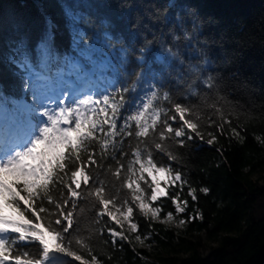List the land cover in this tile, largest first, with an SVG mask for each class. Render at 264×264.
<instances>
[{
  "label": "trees",
  "instance_id": "trees-1",
  "mask_svg": "<svg viewBox=\"0 0 264 264\" xmlns=\"http://www.w3.org/2000/svg\"><path fill=\"white\" fill-rule=\"evenodd\" d=\"M66 7L81 14L86 41H98L100 49L110 45L106 52L110 56L115 54L114 67L103 74L99 71L92 74L88 88L96 93L105 89L110 92L111 82L117 81L115 87L128 88L125 96L135 101L144 96L150 83L157 93L153 107L163 110L161 120L164 111L172 115L174 103H180L189 109L186 118L199 122L203 140H187L186 146L178 142L182 138L161 140L159 121L156 130L150 128L148 137L115 139L122 141L123 150L128 153L121 158L125 164L134 159L132 151L137 147L142 157L146 159V150H150L160 163H168L167 152L179 157L172 166L187 180L180 198L188 201L180 215L199 213V217L194 216L188 223L185 232L203 230L216 244L205 254V245L197 235L194 239L177 235L172 227L145 217L138 210L134 220L139 229L132 232L115 225L107 215L98 216L100 209L94 197L81 198L75 208L71 204L67 206L73 212V224L64 239L71 240V250L82 260L71 257L62 259L63 264H144L141 253L147 252L133 245L132 238L137 235L160 247L162 253L155 264H264V0H0V84L4 86L0 90V107L5 109L0 122L5 123L13 111L25 115L18 107L19 99L34 102L31 91L24 87L30 74L8 59L15 47L11 42L18 37L24 39L27 47L36 46L34 59L29 55L33 73L30 82L46 85L49 80L63 81V86L70 88L68 78L81 84L89 75L81 76L74 68L81 59L74 42V27L65 14ZM49 19L56 25L50 43L51 59L38 47L46 41L37 39L46 31ZM146 41L151 42L145 56L152 74H146V65L139 59ZM121 49H124L122 55ZM157 56L160 61L155 60ZM102 58L98 53L97 59ZM43 90L47 94V88ZM76 96L83 98L86 94L82 91ZM147 99L145 96V102ZM149 114L146 112V117ZM88 115L93 120L104 119L103 113ZM169 123L177 128L182 122ZM117 124L119 127V119ZM104 128L107 130L108 126ZM211 136L215 140L209 145L207 140ZM155 143L163 144L166 153L155 150ZM93 148L98 163L86 171L98 174L105 183L106 193L118 205L130 200V190L124 186L128 173L122 172L117 178L116 162L109 158L101 161L99 144L89 151ZM87 155L82 152L78 164H87ZM76 166L70 168L74 170ZM255 172L260 173L255 175ZM13 180L16 177H9V182ZM17 187H22V183L18 182ZM57 188L60 186L51 188L50 194L61 203L67 191L63 189L62 196ZM204 188L208 189L207 193ZM190 189L196 190L195 201L188 194ZM40 204L51 213H41L39 223L44 227L51 225L49 238L55 246L58 241L51 229L59 230L67 221L56 225L55 219L62 217L58 216L55 204L44 199L34 206ZM155 206L163 209L160 217L168 212L176 213L170 199L162 198ZM19 207L24 208L22 202ZM109 207L113 212L117 210ZM25 215L34 219L30 211ZM110 227L123 230L127 240L117 239L113 244ZM6 235L11 239L14 234ZM77 240L82 243L77 244ZM24 251L31 254L30 258H36L40 246L12 245L6 264H15L14 256L23 257ZM93 256L96 261L92 260Z\"/></svg>",
  "mask_w": 264,
  "mask_h": 264
},
{
  "label": "snow or ice",
  "instance_id": "snow-or-ice-1",
  "mask_svg": "<svg viewBox=\"0 0 264 264\" xmlns=\"http://www.w3.org/2000/svg\"><path fill=\"white\" fill-rule=\"evenodd\" d=\"M65 14L74 27V42L81 59L80 63L74 64V68L81 76H87L99 71L101 74L108 68L114 67L113 54L110 56L105 49L110 45H105L104 49L97 47V42L86 41V26L81 24V14L71 8H65ZM18 29L21 25L18 24ZM56 25L48 20L47 29L37 39L46 41L38 45L41 52L47 59L52 58L50 43L55 35ZM107 35V34H105ZM11 43L15 44L12 48V55L8 57L11 64L18 68H23L29 73V78L25 81L24 87L31 91L33 103L27 105V115H21L15 111L10 114V121L5 124L0 122V264H6L9 260V248L12 245L38 244L40 252L36 258H30V253L23 252V257L19 254L14 256L15 264H63L62 257L69 256L75 260H82L71 250V240H65L64 234L69 233L73 224V212L67 206L71 204L76 207V201L84 198H95V203L99 205L98 216L107 215L115 225L122 228L123 221L114 214L109 207L116 208L121 212L123 220L130 223V231L136 232L139 225L134 220V213L138 210L143 216L158 218L163 209L155 206L156 202L162 198L170 199L175 206L176 213H183L188 201L181 200L180 195L183 187L187 184L184 174L177 168H173V162H178L179 157L166 150L161 143H155V150L159 153H166L168 163L158 162L152 151L146 150V159L142 157L141 150L137 147L132 151L134 159L125 164L122 157L128 155L123 150L122 141H117V136L145 138L149 136L150 128L156 130L158 121L160 122V138H172L177 140L181 146H186L185 141L199 138L203 140L199 122H194L191 118H186L188 108L180 103H174V114L169 115L164 111V118L161 120L162 109L153 107V101L157 99V93L152 90V85L147 84L148 91L144 96L138 97L135 101L125 96L128 88H117L112 83V91L105 89L98 91L96 97L86 96L77 98L75 91L66 88L58 82L48 81L46 85H39L32 80V66L29 63V55L34 59L35 48L25 45L22 37H18ZM151 42L146 41L140 49V61L146 65V74H152V67L148 65L145 53L149 51ZM124 49L120 50L121 55ZM103 58L97 59V54ZM174 55V53H173ZM160 57L155 58L160 61ZM0 84V90L3 89ZM47 88L50 92L59 89V95L46 94L43 90ZM148 99L145 102L144 97ZM165 99H168L165 95ZM46 101L55 103V108L51 107ZM97 105H102L97 108ZM130 109H135L131 111ZM110 110V114H109ZM5 112L0 107V116ZM103 113L104 119L93 120L88 113ZM150 113L147 117L145 113ZM120 120L118 127L117 120ZM149 120L151 123H149ZM181 121V125L174 128L173 123ZM104 125L108 128L105 130ZM235 133V129L233 130ZM103 133V136L100 135ZM211 135V134H210ZM215 136L207 140L211 145ZM99 144L101 151V161L105 158L116 162L114 175L121 177L122 172L128 173V178L124 180V186L130 190V200H124L119 205L114 197L106 193L105 183L99 180L98 174L86 171L92 165H97L98 161L93 148ZM119 148V155H117ZM87 153V164L80 165L81 153ZM70 165H77L74 170ZM138 166V168H137ZM111 171V164L108 165ZM137 170L139 175L137 176ZM70 172V175H69ZM9 175L16 177V180L9 182ZM136 177L133 179L132 177ZM67 177V180L65 179ZM22 183V187L17 184ZM142 183L145 186H142ZM57 191L63 196V189H66L67 196L61 203L53 200L50 191L56 187ZM175 190V191H174ZM205 193L208 192L204 188ZM22 192L24 194H22ZM196 190L190 189L189 195L195 201ZM47 199L50 204H55L59 210L55 219L56 225L66 226L59 230L52 228L57 243L55 246L50 242L49 229L44 227L41 221V213H49L48 208L42 204L34 206L36 202ZM23 203L24 208L19 207ZM10 209L11 211H6ZM30 211L34 219H29L25 212ZM172 212L167 213V219H172ZM183 223V221H181ZM108 232L113 237V244L119 240H127L123 230L117 231L115 228H108ZM14 234L11 239L6 234ZM139 240L141 237L136 236ZM81 244L80 240L76 241ZM87 247V245H83ZM96 261V257H92ZM87 264V262H83Z\"/></svg>",
  "mask_w": 264,
  "mask_h": 264
},
{
  "label": "rangeland",
  "instance_id": "rangeland-1",
  "mask_svg": "<svg viewBox=\"0 0 264 264\" xmlns=\"http://www.w3.org/2000/svg\"><path fill=\"white\" fill-rule=\"evenodd\" d=\"M92 77V74L89 73V75L82 79V84H77L75 85V83L71 80V79H67L66 81L68 82V85L71 87V89H73L75 91V93L78 95L79 93H81L82 91L86 94V96H91L93 98H95V91L93 89L88 88L87 84H88V79ZM58 83H60L63 86V81H59ZM53 92L55 93V95H59V89H53L51 92L49 91V95H52ZM18 103V107L20 110L24 111L25 113H27V105L32 104L33 102H28L26 99H19L17 101ZM48 104H50L51 107L55 108V103L54 102H46ZM10 119H6L5 120V124H7V122H9ZM260 172H255V175H258ZM9 177H11V175H9ZM8 177V180H9ZM114 214L117 215L122 221H123V225L122 227L130 230V223L126 220H123V216L121 215V212L115 210ZM172 219L169 220L167 219V213L162 216V217H158L155 218L154 220L159 221L164 223L165 225L172 227L174 229V232L178 235L181 234L183 236H186L187 238H192L194 239L196 237V235L198 237L201 238L202 242L205 245V250L204 253H208L211 246L216 244V240L214 239H209L206 236L205 231H193L192 233H186L185 231L187 228L188 223L194 218V216L199 217V213H197L196 215H193L192 213L189 214L188 217H185L183 215H180V213H172ZM181 221H183V223H181ZM141 237V236H140ZM133 245L134 247H140L142 249H145V251L147 253H141V256L143 258V263L144 264H155L158 258V255L161 254V250L160 247L156 248L154 247L155 242L154 241H149L147 240L145 237H141V239L137 240L136 236H134L133 238ZM67 258H71L69 256H63L62 259H67ZM92 264H97L96 262H93Z\"/></svg>",
  "mask_w": 264,
  "mask_h": 264
},
{
  "label": "bare ground",
  "instance_id": "bare-ground-1",
  "mask_svg": "<svg viewBox=\"0 0 264 264\" xmlns=\"http://www.w3.org/2000/svg\"><path fill=\"white\" fill-rule=\"evenodd\" d=\"M9 260H10V258H9Z\"/></svg>",
  "mask_w": 264,
  "mask_h": 264
}]
</instances>
